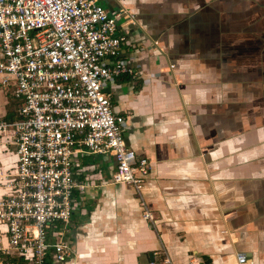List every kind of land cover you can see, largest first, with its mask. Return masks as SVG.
I'll return each instance as SVG.
<instances>
[{
	"label": "crops",
	"instance_id": "0c3cea01",
	"mask_svg": "<svg viewBox=\"0 0 264 264\" xmlns=\"http://www.w3.org/2000/svg\"><path fill=\"white\" fill-rule=\"evenodd\" d=\"M97 3L136 22L119 53L136 73L102 87L125 145L148 161L152 218L110 182L112 156L77 148L72 175L87 186L65 232L70 252L56 261L48 249V264H240L237 254L264 264V0Z\"/></svg>",
	"mask_w": 264,
	"mask_h": 264
},
{
	"label": "built area",
	"instance_id": "2783aa9c",
	"mask_svg": "<svg viewBox=\"0 0 264 264\" xmlns=\"http://www.w3.org/2000/svg\"><path fill=\"white\" fill-rule=\"evenodd\" d=\"M134 24L123 6L108 11L97 0H0V92L13 113L11 121L0 115V140L16 157L13 172L0 178V264H48V249L56 261L68 256L65 232L87 186L72 175L77 148L112 156L110 182L130 187L151 220L141 197L148 161L125 145L124 118L102 87L136 73L119 58L133 47ZM237 261L246 258L237 254Z\"/></svg>",
	"mask_w": 264,
	"mask_h": 264
},
{
	"label": "rangeland",
	"instance_id": "374dc122",
	"mask_svg": "<svg viewBox=\"0 0 264 264\" xmlns=\"http://www.w3.org/2000/svg\"><path fill=\"white\" fill-rule=\"evenodd\" d=\"M2 93H3V90H2V92H0V111L2 110L4 112V110L7 109L8 102H7V98ZM9 141H10V139H9ZM0 150L2 152V153H0V171L4 172V173L13 172V168H14L15 161H16V157L13 153V150H14L13 146L8 144L7 139L2 138L0 140ZM0 182H1V179H0ZM4 192L5 191L0 188V196ZM57 237L58 236H51V239L57 240L58 239Z\"/></svg>",
	"mask_w": 264,
	"mask_h": 264
},
{
	"label": "trees",
	"instance_id": "16d2710c",
	"mask_svg": "<svg viewBox=\"0 0 264 264\" xmlns=\"http://www.w3.org/2000/svg\"><path fill=\"white\" fill-rule=\"evenodd\" d=\"M3 119L5 121H11L13 119V113L10 111V105L8 104L7 109L3 113ZM7 264H24L21 258H8Z\"/></svg>",
	"mask_w": 264,
	"mask_h": 264
}]
</instances>
